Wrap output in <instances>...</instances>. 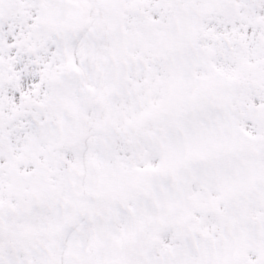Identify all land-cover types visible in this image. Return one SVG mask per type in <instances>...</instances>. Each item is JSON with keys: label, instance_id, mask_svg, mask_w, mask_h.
<instances>
[{"label": "snow or ice", "instance_id": "6c2138e0", "mask_svg": "<svg viewBox=\"0 0 264 264\" xmlns=\"http://www.w3.org/2000/svg\"><path fill=\"white\" fill-rule=\"evenodd\" d=\"M0 264H264V0H0Z\"/></svg>", "mask_w": 264, "mask_h": 264}]
</instances>
